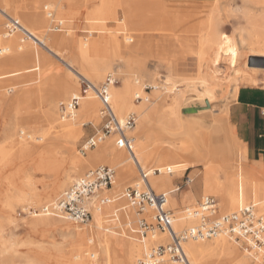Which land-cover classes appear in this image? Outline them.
<instances>
[{
    "label": "rangeland",
    "instance_id": "374dc122",
    "mask_svg": "<svg viewBox=\"0 0 264 264\" xmlns=\"http://www.w3.org/2000/svg\"><path fill=\"white\" fill-rule=\"evenodd\" d=\"M50 1L53 3L46 4V9H44L43 0H25L20 3L13 2L12 0L9 6H7L8 8L0 2V7L12 17L17 16L13 12L14 10H23L21 5L32 7L34 10L36 9V11L45 12L48 10L50 14L53 12V17L47 16L49 19L47 31L40 32L39 35V38L44 39L47 45H50L49 34L51 33H68L69 31L75 40V49L73 48V50L69 51L63 48L65 52L64 55L61 56L54 54L47 48H41L35 45L31 40H26L24 42L18 40L17 45L20 43L24 45L23 52L32 51L34 48L38 47L42 52L47 54L48 60L38 66L39 70L28 72L25 69H21V73L18 75L0 78V264H93L91 258H84L82 262H78L77 258H55L60 250L64 249L66 252L70 250V235L65 225L71 224L77 226V228L79 226L82 228L83 224L52 215L32 216L30 213L31 209L39 208L43 204L52 201L58 197L75 178L82 176L89 169L99 165H109L116 170V181L113 186L109 188L115 200L113 204L116 207L119 206L121 200L130 204L127 197L124 196V193L129 187L139 182L140 179L139 170L125 148L121 150H125L129 159L123 162L122 165L127 166L129 170L124 177H119L117 174V166L109 162H100L94 166H87L82 169L74 168L71 164L73 156L77 155L86 158L89 156V153L97 147L89 149L86 152L81 150L86 139L94 135L102 126V118L100 115L101 102L98 97H96L98 101V117L86 121L82 128L75 134L69 135L60 133L59 124L53 122L47 116L49 106L53 104L59 121L71 119L62 118L59 102L68 100L73 94L80 92V79L82 75L77 74L79 77L74 76L79 84L78 89L73 94L64 97L54 92L53 94L51 91L64 76L72 74L71 67L78 69V65H76L78 61V52L76 50L78 42L90 37L88 32H93L92 34L95 35L93 38L98 37V35L106 36L110 39L115 35L118 36V39L123 38L124 34H120L117 30L119 22L115 19V17H117L115 1ZM200 1L209 2L213 0ZM248 1L249 0H218L215 22L218 24L220 21L221 27L230 37H236L235 35L238 33V30L235 29V27L237 26L238 19L248 13L247 6L250 3ZM186 4L187 3L182 5L178 4V6L179 8H184L187 6ZM207 8L208 7L205 5L193 9L186 7L185 10L155 17V26L160 25L162 29L159 32L150 33V36L145 38L148 43L147 49L139 51L138 53V57L145 60L147 71L153 75L152 78L140 77L141 85L143 81H145V84L152 86L153 80L155 79L159 84L158 86H161L159 90H163L162 92H164L165 89L163 84L165 80L172 78V82L176 83V91L181 89L185 93L184 101H182L183 105L181 104L182 107L180 110V124L168 126V124L164 123L162 125L163 141H165L162 145L165 147L160 148L161 151L167 150L170 147H174L177 142L180 143L186 138H189L195 147V153L198 159L197 163L187 168L182 176L174 178L172 181L173 185L177 187L178 185L180 186L178 191L180 194V203L177 209L171 207L178 218L183 215V210L185 208L196 206L202 196L205 195L203 193V179L206 172V154L209 153V150L205 152L208 148L201 141V134H207L210 141L213 138H218V136L215 137V135L219 134L221 129L214 125L215 122H221L218 116L227 112V106L233 100L235 90L238 89L241 84H253L248 77L244 76H241L235 83H224L222 96L215 99V110L212 112L208 110L211 108L208 99H205L200 93L188 87V84L197 81L199 77L198 51L200 50V41L198 35L204 23L203 21L206 19ZM121 15L123 14L119 9L118 16ZM0 17H2L0 22V33H2L5 31L4 23L7 21V15L3 13V15L0 14ZM260 17L264 22L263 11L260 12ZM59 19L64 20L63 29L61 31H55L53 30V26ZM21 22L23 21L21 20ZM19 35L23 37L21 32H19ZM127 43L132 42L127 41ZM96 52L100 55L102 53L101 49ZM6 53L7 51L4 52V54H0V56ZM19 53L22 52L19 51ZM256 53V51L248 49L246 55L241 59L242 61H240L241 64H239V66L258 79V83L262 82L264 84V57H260ZM10 55L16 57L15 54ZM130 55L131 54L127 51L122 54V57H120L121 55H114L113 57L114 61L112 62L110 70L111 72H115L118 77L116 86L120 87L122 85L124 78L123 73L129 70V66L124 63V59H128ZM11 69L13 68H0V73L7 72ZM108 72L105 73L100 81H94L88 76H84L92 80L97 86H100L105 81ZM199 89L201 90L202 88L199 87ZM153 90L154 88L145 91L147 93H152ZM144 95H146L145 92L142 93V96ZM115 112L117 113L116 110ZM131 112L126 113L124 116H127ZM117 115L119 117L118 113ZM130 135L133 136V133L130 132ZM105 139L109 145L114 144L115 147L118 148L115 140H112L110 137H106ZM174 141L175 143H173ZM155 146V142H152L149 148L155 149ZM236 147L240 153L241 150L239 145H236ZM218 149L222 150L223 145L220 144ZM209 158V165L211 167L223 168L218 172V178L227 185H229V180L232 178H245L246 181L254 180L250 175L243 172L241 168L229 170L224 167L219 159H214V155L209 156ZM238 159L236 163L246 167L245 159L241 154ZM188 160V158L182 156L179 157V159L166 160L162 163H155L152 161L148 167L141 165L145 169L157 166L180 168V164ZM67 171H70L72 178L68 181L66 186L62 187L64 176ZM188 176L190 179L194 180L191 183L193 186L191 187L192 192L190 188L185 189L191 182L187 183ZM51 187L57 188V195L28 205L26 196L45 193ZM117 187L121 188L119 193L116 190ZM196 190L200 193L198 196L195 194ZM105 191H107V189L102 193ZM119 194H122L121 196L124 197L119 199ZM262 195L264 196V190ZM196 196L197 199L195 198ZM214 196L219 200V196ZM250 201L252 200L249 199L247 203ZM131 208L136 211L133 207ZM220 213H225L221 210V206ZM144 215L145 214L137 215V220L135 219L130 226L125 225V228H123V226L113 228L111 225H108L111 230L102 231L118 239L120 243L119 250L122 255L126 252V241L130 240L129 235L131 234V228L139 229V220ZM47 217H55L58 219H53L48 225L39 228L30 227L31 221L35 218ZM147 220L153 222L149 220L148 217ZM188 226L191 225H183L181 228L174 226V228L180 231ZM114 230L117 231L113 232ZM97 232L96 230L95 235H97ZM155 232L158 235L162 233L159 230ZM133 234L137 238L142 237L138 231ZM161 243L152 242L147 239L148 245L137 257L135 264H139V258H142L145 253ZM166 243L167 242L163 244ZM240 247L241 250H244L242 244ZM42 253H46L49 258H43L41 256ZM85 254H87V252H85ZM86 256L88 257V255ZM190 259L197 264H201L192 258ZM105 261L106 258H94V264H104Z\"/></svg>",
    "mask_w": 264,
    "mask_h": 264
},
{
    "label": "bare ground",
    "instance_id": "6f19581e",
    "mask_svg": "<svg viewBox=\"0 0 264 264\" xmlns=\"http://www.w3.org/2000/svg\"><path fill=\"white\" fill-rule=\"evenodd\" d=\"M24 1L25 0H13V2L16 3ZM59 1L62 0H57V2ZM114 1L117 7V17H115V19L119 22L117 30L120 34H124L123 38L118 39L117 35L112 39L102 35L93 38L95 36L92 34L93 32H88L90 37L80 40L76 46L78 52V61L76 65H78V69L71 67L72 74L64 76L51 92L64 97L73 94L78 89L79 82L74 77H79L77 74L82 76L86 75L94 81H100L105 73L108 71L111 72L110 69L114 61V55H121L120 57H122V54L128 51L131 55L128 59H124V63L129 66V70L123 73V83L120 87L116 86V84L110 87L113 104L121 119L125 117L124 115L126 113L131 111L138 113L137 116L139 115L137 125L132 129L133 131L131 130L130 132L133 133L136 156L140 164L144 167H148L152 161L155 163H162L166 160L179 159V157L182 156L189 159L188 161H183L180 164V168H171L168 166L150 168L161 170L160 173L150 176L152 186L158 192H168L169 206L177 209L180 203V194L178 193V187L173 185L172 181L174 178L182 176L187 168L197 163L198 159L195 153V147L192 141L186 138L180 143L177 142L174 147H170L167 150L161 151L160 148L165 147L162 145L165 143V141H163L162 125L164 123L168 124V126L180 124V110L185 93L181 89L176 91V83L172 82V78L165 80L163 84L165 89L164 92H162L163 90H159L161 86H158L159 84L154 79L152 84L154 90L152 93H147L144 90L146 82L143 81L141 85L140 77L152 78L153 75L147 71L145 60L140 59L138 53L139 51L147 49L148 43L145 38H148L150 33L159 32L162 29L160 25L155 26V17L185 10L186 7L193 9L202 5L207 6V16L205 21H203L204 23L198 35L200 41V50L198 51L199 77L197 81L188 84V87H191L205 99H208V102L211 104V108L208 110L212 112L215 110V99L222 96L224 83H235L241 76L248 77L253 84L258 83V79L253 77L251 73L240 68L239 64H241L240 61H242L241 59L246 55L248 49L256 51L258 56L264 57V22L260 17V12H264V0L248 1L250 2L247 6L248 13L241 16L237 21L235 29L238 30V33L235 35L236 37H230L221 27L220 21L218 24L215 22L218 0L209 2L200 0ZM0 2L7 7L12 0H0ZM52 3L53 2L50 0H43L44 9H46V4ZM185 3H187V6L179 8L178 4L182 5ZM21 7L23 8L22 11H13L17 15L14 18L19 19L20 22L22 20L23 22H21V24L23 27L39 38L40 32L47 31L49 24L47 16L50 17L49 11H36V9L34 10L32 7L30 8L25 5H21ZM1 9L5 11L3 8ZM119 9L123 14L121 16H118ZM1 18L2 17H0V22ZM18 31L23 35L22 30H17L13 34H7L6 31L0 33V54H4V52L7 51L5 55L0 56V68H13L7 72L0 73V78L18 75L21 73V69H25L28 72L37 70L41 63H45L48 60L47 54L42 52L38 47L34 48L32 51L23 52L24 45L20 42L31 40L35 45H39L35 42L33 37L26 38L24 35L21 37ZM39 39L46 44V48L49 51L58 56L64 55V49L69 51L73 50L75 45L74 37L69 31L68 33L49 34L50 45H47L44 39ZM18 40L20 44L17 45ZM127 41H131L132 43H127ZM99 49L102 51L101 55L96 52L99 51ZM19 51L22 53H19ZM10 54H15L16 57H12ZM199 87L202 89L200 90ZM237 91L238 89L235 90V94ZM144 92L146 94L143 96L144 100L136 102V96H142ZM92 93L93 92H90L82 99L80 106L75 111L74 117L67 121H59L55 113V107L53 104H50L47 116L53 122L59 124L60 133L69 135L75 134L82 128L86 121L98 117V101L96 96ZM146 97L149 98L148 101H146ZM206 136L207 135L204 133L200 136L201 141L209 150V153L206 154L207 162L205 163L206 172L203 179V193L205 195L214 194L219 196V206H221V210L225 213L232 212L247 204L249 199L252 201L261 200L263 197L264 182L259 184L256 183L255 180L246 181L245 178H232L229 180V185H227L218 178V172L223 168L211 167L209 165V156L214 155L215 151L212 142L209 138H206ZM107 137L115 140L112 135ZM152 142H155V149L149 148ZM173 143H175V141ZM117 147L118 148H116L114 144L109 145L107 140L104 139L89 153L88 157L73 156L71 164L74 168L82 169L87 166H94L100 162H109L117 166L118 176L124 177L129 169L127 166L122 165V163L127 161L129 156L125 150H121L122 148L119 146ZM226 154L228 157H230L231 154L236 157L238 156L234 148L231 152L228 151ZM130 157L132 158L131 155ZM71 178L70 171H67L64 176L62 187L66 186ZM76 179L77 178H75V180ZM116 190L119 193L121 188L117 187ZM57 193V188L51 187L45 193L26 196V202L30 205L36 201L51 198L57 195ZM104 194L109 197V201L105 203L94 202L92 208L93 218L89 222L83 224L82 228H80V226L77 228V226L71 224L65 225L70 235V250L67 252L64 249L60 250L55 258H77L78 262H82L84 258H91L93 264L95 263L94 258H106L104 264H135L137 257L148 245L147 239L156 243H169L171 241L168 233H160L159 235L157 233H149L141 238H137L133 233L137 232L138 229L131 228V234L129 235L130 240L126 241V252L122 255L119 250L120 243L118 239L102 231H110L111 228L108 225H111L113 228L120 226L125 228V225L130 226L135 219L137 220V215L143 214L154 223V212L151 208H147L143 214H139L135 207L131 204H127L124 200H121L119 206L116 207L113 204L115 200L113 199L111 189L108 188ZM195 194L197 193L195 192ZM121 195L122 194L118 195L119 199L124 197ZM32 216L36 215L32 214ZM53 219L58 218H35L31 221L30 227L39 228L48 225ZM195 222L196 221L193 219H186L181 216L176 220L174 226L181 228L183 225H193ZM96 230L98 231L97 235H95ZM116 231L117 230H114L113 232ZM183 245L188 256L201 264H259L247 251H245V249H240V242L225 235H220L217 238L209 240L188 239ZM85 252H87V254H85ZM86 255H88V257ZM41 256L43 258H49L46 253H42Z\"/></svg>",
    "mask_w": 264,
    "mask_h": 264
},
{
    "label": "built area",
    "instance_id": "2783aa9c",
    "mask_svg": "<svg viewBox=\"0 0 264 264\" xmlns=\"http://www.w3.org/2000/svg\"><path fill=\"white\" fill-rule=\"evenodd\" d=\"M0 13L7 15V21L4 24L7 34L22 30L26 38L33 37L39 46L46 48V44L26 30L19 19L8 15L1 7ZM50 17H53V12ZM63 25L64 20L59 19L53 26V30L61 31ZM80 81V92L73 94L68 100L59 102L62 118H73L82 99L90 92L98 97L101 102L102 126L94 135L86 139L81 150L86 152L96 147L107 136H117L116 144L129 152L140 173L139 182L129 187L124 196L139 214H143L147 208H151L154 212L155 224L143 216L139 220L138 233L145 236L149 232L156 233L155 231L159 230L162 233H168L171 239L169 243H161L145 253L139 259V264H197L190 259L183 243L188 239L209 240L220 235L240 242L254 260L264 264V196L261 200L250 201L232 212L220 213L218 198L210 194L205 195L196 206L183 210L184 218L193 219L196 222L177 231L174 224L178 217L169 206V193L157 192L150 182V176L160 173L161 170L143 168L136 156L134 137L130 135V131L137 124V113L131 112L121 119L113 107L110 87L118 81L116 73H108L100 86L95 85L84 76ZM144 88L148 91L153 87L146 84ZM142 100H144L143 96H136L137 102ZM148 100L149 98L146 97V101ZM115 179V168L109 165L96 166L74 180L58 197L39 208L31 209L30 213L64 217L76 223L85 224L93 218L94 202L109 201V197L102 192L104 189L111 188ZM190 181L188 176L187 183ZM179 189L180 186H178Z\"/></svg>",
    "mask_w": 264,
    "mask_h": 264
},
{
    "label": "crops",
    "instance_id": "0c3cea01",
    "mask_svg": "<svg viewBox=\"0 0 264 264\" xmlns=\"http://www.w3.org/2000/svg\"><path fill=\"white\" fill-rule=\"evenodd\" d=\"M218 118L221 122H215L214 125L221 131L215 135L218 136L217 139H211L215 151L214 159H219L229 170L241 168L256 183L264 182L261 181L264 180V84L262 82L241 84L233 100L228 104L227 112ZM112 137L116 142L117 136L112 135ZM220 144L223 145L222 150L218 149ZM236 145H239L240 153ZM233 148L238 156L231 154L228 157L226 153L231 152ZM240 154L244 157L247 168L236 163ZM190 180V184L185 189L190 188L192 192L191 183L194 180ZM195 192L197 196L200 194L198 190Z\"/></svg>",
    "mask_w": 264,
    "mask_h": 264
}]
</instances>
